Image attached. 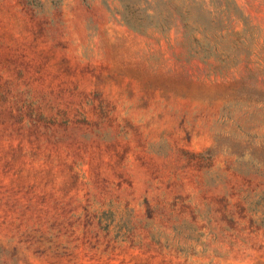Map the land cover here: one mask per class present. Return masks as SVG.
Here are the masks:
<instances>
[{
    "label": "rangeland",
    "instance_id": "obj_1",
    "mask_svg": "<svg viewBox=\"0 0 264 264\" xmlns=\"http://www.w3.org/2000/svg\"><path fill=\"white\" fill-rule=\"evenodd\" d=\"M225 1L231 63L155 0H0V264H264V0Z\"/></svg>",
    "mask_w": 264,
    "mask_h": 264
},
{
    "label": "trees",
    "instance_id": "obj_2",
    "mask_svg": "<svg viewBox=\"0 0 264 264\" xmlns=\"http://www.w3.org/2000/svg\"><path fill=\"white\" fill-rule=\"evenodd\" d=\"M203 4V0H155L154 23H141L136 19L128 21L125 16L132 12L127 7H123L125 12H120V15L128 27L137 30L155 26L157 31H166L173 20L177 19L182 25L185 38L192 44L190 48L188 43V48L194 55L231 63L236 58L238 48L244 46V34L242 30L226 31L221 24L227 12L225 0L221 3L208 0Z\"/></svg>",
    "mask_w": 264,
    "mask_h": 264
}]
</instances>
